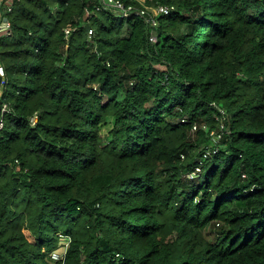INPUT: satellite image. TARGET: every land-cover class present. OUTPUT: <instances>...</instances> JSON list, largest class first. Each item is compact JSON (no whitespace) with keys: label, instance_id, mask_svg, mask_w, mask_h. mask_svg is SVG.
<instances>
[{"label":"trees","instance_id":"obj_1","mask_svg":"<svg viewBox=\"0 0 264 264\" xmlns=\"http://www.w3.org/2000/svg\"><path fill=\"white\" fill-rule=\"evenodd\" d=\"M3 2L0 264H264V0Z\"/></svg>","mask_w":264,"mask_h":264},{"label":"built area","instance_id":"obj_2","mask_svg":"<svg viewBox=\"0 0 264 264\" xmlns=\"http://www.w3.org/2000/svg\"><path fill=\"white\" fill-rule=\"evenodd\" d=\"M12 2H18L20 0H11ZM103 6H105L106 8H111L115 11H117V13L122 16L125 19H135V18H140L142 20H144L146 22V24L151 28V34H150V40L154 43L157 42V37L155 34V28L158 26L159 21H158V17L162 16V15H168L173 9V6H167V5H155L152 8L147 7L144 3H138V5H135L133 3H128L126 4L123 0H101ZM3 0H0V36H2L3 34L9 35L10 34V29H11V24L10 22L7 20L5 25L3 26V19L1 17V11L3 9ZM6 9L7 12H11L12 11V4L6 2ZM66 36L68 37V35L70 34L69 30H66ZM93 35V31L90 30L89 31V37H91ZM3 112L8 111V106L7 104L3 105L2 108ZM222 113H224L222 110H220ZM36 121V117L32 118V122L33 124ZM3 127V121H0V129H2ZM197 130V127L194 126L193 131ZM212 136L214 138V140L218 141V139L220 138V135H215L214 133H212ZM212 151H207L205 153V157L210 155ZM200 167H196V171L195 173H199L200 172ZM194 173V174H195ZM190 178H193L194 175H190Z\"/></svg>","mask_w":264,"mask_h":264},{"label":"rangeland","instance_id":"obj_3","mask_svg":"<svg viewBox=\"0 0 264 264\" xmlns=\"http://www.w3.org/2000/svg\"><path fill=\"white\" fill-rule=\"evenodd\" d=\"M135 1H137L139 4L140 3H142V4L144 3L149 8H152L153 6H155L153 4L152 5H148L147 2H146L147 0H135ZM111 126H112V119L109 118V119H107V121L104 124L100 125L101 134L106 135L108 133V131L111 129ZM216 141H217V139H216ZM66 247H67V245L65 247L63 246V247H60L59 249H57L55 251V253L53 254V257L56 258V259L57 258L61 259L63 257V255H64Z\"/></svg>","mask_w":264,"mask_h":264},{"label":"water","instance_id":"obj_4","mask_svg":"<svg viewBox=\"0 0 264 264\" xmlns=\"http://www.w3.org/2000/svg\"><path fill=\"white\" fill-rule=\"evenodd\" d=\"M6 21H7V19H6V18H5V19H3V26L5 25Z\"/></svg>","mask_w":264,"mask_h":264}]
</instances>
